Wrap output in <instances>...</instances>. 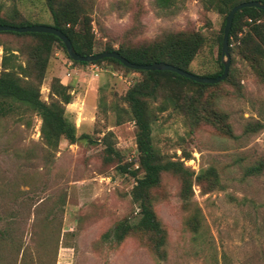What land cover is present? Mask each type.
<instances>
[{"label": "rangeland", "instance_id": "rangeland-1", "mask_svg": "<svg viewBox=\"0 0 264 264\" xmlns=\"http://www.w3.org/2000/svg\"><path fill=\"white\" fill-rule=\"evenodd\" d=\"M84 2L95 54L107 47L149 48L171 34L195 32L204 45L190 70L199 76L220 70L218 37L226 16L205 0H176L169 9L157 7L156 0ZM3 15L53 24L46 0L9 2ZM76 28L84 29L82 23ZM37 46L40 41L32 37L0 34V75L5 55L15 54L12 64L33 74L16 70L21 84L37 86L32 60ZM234 68L231 83L206 88L199 100L193 85L163 78L157 98L149 100L154 147L165 162H181L194 172L186 199L174 173H164L152 190L167 236L160 259L150 235L133 232L119 243L103 241L123 220L139 219L131 197L136 178L119 167L139 168L137 128L125 97L145 76L109 62L75 64L56 43L39 86L41 99L57 100L56 80L66 86L72 96L66 116L80 140L63 139L53 149L42 138L36 111L2 102L8 112L0 114V264H264V172L246 175L264 158V128L245 132L250 122L264 124V78L237 58ZM193 99L199 122L188 111ZM216 118L231 126L236 139ZM109 145L117 154L108 153ZM211 168L218 182L198 183L196 176ZM194 214L199 216L195 231Z\"/></svg>", "mask_w": 264, "mask_h": 264}, {"label": "trees", "instance_id": "trees-1", "mask_svg": "<svg viewBox=\"0 0 264 264\" xmlns=\"http://www.w3.org/2000/svg\"><path fill=\"white\" fill-rule=\"evenodd\" d=\"M47 6L52 16L53 26L61 30L72 42L75 50L82 56L93 55V35L89 29V15L85 8L84 0H46ZM260 1L264 4V0H205L207 7L213 8L219 13L227 16L231 10L244 2ZM13 3L15 0H0V25H9L15 27L31 26L28 21L17 22L15 17L4 16L7 3ZM176 0H156L157 7L161 9H169L173 7ZM83 24L84 29H77L78 24ZM226 25V20L224 28ZM218 37L220 44V57L218 63L220 70L214 74H208L203 77L217 78L224 72V66L221 61L222 40L224 34ZM0 34H10L19 37H32L40 41L41 46H37L33 50L32 60L35 63L37 71L34 78L37 80V86L29 84L22 85L21 79L17 76L16 70H21L25 77L33 74L27 68L20 65L12 64L15 54H6L3 59L4 72L0 75V114L8 111L2 107L3 101H11L28 106L36 111L42 120L41 135L47 145L53 149L60 145L64 139L70 143H76L80 138L77 136L75 124L66 116L65 106L72 103V96L68 93L66 86L60 84L56 80L54 85L57 100L48 104L41 99L40 84L45 78L46 69L49 58L53 51L54 45L57 43L67 51L63 42L55 35L44 33H16V32H0ZM204 45V38L195 32L177 33L163 38L153 47L139 49L120 48L115 50L107 47L103 52H117L132 63L149 65L154 63H167L178 67L185 71L191 72L190 66L197 57L200 49ZM235 45V46H234ZM229 50L231 55V66L229 75L226 80L218 84H201L168 71H135L126 68L120 61L107 58L97 62H76L75 64L88 65L99 64L102 62L113 63L128 72H138L145 76V80L137 83L131 88L125 97V102L129 105L133 121L135 122L136 144L139 152V168L133 171L127 170L124 166H120L119 170L123 173H129L136 178V184L132 189L131 197L135 205L139 209V219L133 223L126 219L120 222L111 231L103 235L105 242H122L127 236L133 232H140L145 235L152 236L153 246L157 256L160 259L165 258L166 231L162 223L157 217L153 207L152 190L158 187L162 181L164 173H174L182 179V197L188 198L192 187V178L194 172L185 168L181 162L164 161L153 144L152 124L153 116L149 110V100L156 99L159 93L160 79H166L177 86L193 85L200 91L198 100L202 97V92L206 88L217 87L221 84L231 83L236 74L234 65L236 58L239 59L247 68L255 71L260 77L264 78V10L258 8H244L235 14L230 37ZM102 53V52H101ZM99 54V53H97ZM68 55V54H67ZM69 59H71L68 56ZM149 83H152L150 85ZM195 100L193 99V111L188 110V103L185 109L193 115L196 122L201 120V114L194 108ZM179 106L178 108H180ZM225 118V116H223ZM206 119V118H204ZM207 122H213L208 120ZM216 124L221 127L224 123ZM214 124L216 127H218ZM264 128V124L260 121L250 122L245 127L248 134L257 133ZM223 130L232 139H236L231 126L225 125ZM107 151L110 155L117 154L112 146H108ZM142 172V177H138V173ZM264 172V158L259 160L253 166L246 170L247 176H258ZM196 181L200 184L207 181L218 182V176L214 168L206 170L196 176ZM199 227V216H193V230Z\"/></svg>", "mask_w": 264, "mask_h": 264}, {"label": "water", "instance_id": "water-1", "mask_svg": "<svg viewBox=\"0 0 264 264\" xmlns=\"http://www.w3.org/2000/svg\"><path fill=\"white\" fill-rule=\"evenodd\" d=\"M244 8H258V9L264 10V4L261 3L260 1L244 2V3H241L235 6L231 10V12L228 14L227 19H226V25L224 28L222 49H221V61L224 66V72L221 76L217 78L199 76L194 73L185 71L183 69H180L178 67H175L167 63H163V62L149 64V65L132 63L117 52H102L99 54L82 56L79 53H77L71 40L61 30L53 26L31 25V26H24V27H15V26H9V25H0V32H16V33H21V34L22 33H44V34L55 35L63 42L65 49L67 51V54L71 58V60L76 61V62L92 63V62L105 60L107 58H111V59H116L120 61L126 68H129L135 71H152V72L153 71H168V72L176 73L180 76H183L197 83L218 84L226 80V78L229 75L230 66H231V55H230V50H229L230 32H231L235 14Z\"/></svg>", "mask_w": 264, "mask_h": 264}]
</instances>
